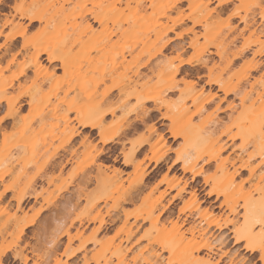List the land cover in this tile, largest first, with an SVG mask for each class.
<instances>
[{
  "label": "rangeland",
  "instance_id": "1",
  "mask_svg": "<svg viewBox=\"0 0 264 264\" xmlns=\"http://www.w3.org/2000/svg\"><path fill=\"white\" fill-rule=\"evenodd\" d=\"M174 1L0 0L3 264L259 259L235 239L232 225L242 214L240 191L256 181L249 167L257 165L258 156L239 167L253 149L252 143L241 148L239 128L248 130L264 119V55L256 56L263 66L248 77L254 87L242 100L250 89L245 81L239 95L206 81L235 82L251 52H264V34L252 32L264 29V5L232 0L219 11L217 0L173 6ZM17 3L37 22L30 25L27 16H18ZM163 10L167 16L159 17ZM89 11L103 14L112 31L98 52L96 36L79 28L81 13ZM93 26L101 30L98 23ZM242 45H249L246 55L226 66ZM43 49L57 59L35 58ZM181 60L189 74L172 76ZM140 96L149 97L145 105L156 109L145 113ZM99 105L112 112L100 128H82L78 120L92 117ZM99 131L112 140L103 143ZM219 145L225 149L207 163ZM185 159L194 163L192 171L182 166ZM221 162L224 171L217 168ZM256 173H264V164ZM213 238L220 249L210 255L207 243Z\"/></svg>",
  "mask_w": 264,
  "mask_h": 264
},
{
  "label": "bare ground",
  "instance_id": "2",
  "mask_svg": "<svg viewBox=\"0 0 264 264\" xmlns=\"http://www.w3.org/2000/svg\"><path fill=\"white\" fill-rule=\"evenodd\" d=\"M104 0H99V4L101 5L102 2ZM181 1V0H175L173 6H176V4ZM232 0H217L216 5L219 7V11L226 8L228 6V4L231 2ZM171 9V8H170ZM88 13V14H87ZM87 13H81L80 15V21H79V28L82 29V32H87L90 34H94L97 38L98 41V47L94 49V51L98 52L101 51L102 48L100 47L102 44L107 43L108 41L111 40V36H112V31H110V29L107 26V23L105 21V18L103 16V14L101 13H95L93 11H89ZM166 15V11L163 10L161 12L158 13V16H165ZM167 16V15H166ZM28 19V18H27ZM30 22V25L34 24L35 22H37L38 18L36 17L35 19H28ZM182 20L181 17H179L177 19L176 22H180ZM93 22L98 23L101 26V30L99 32H96L94 30V26H93ZM196 24H201V20H197L195 21ZM20 25H16V29H19ZM169 29H164V31H168ZM246 30V29H244ZM242 30L240 33L242 34V32L244 31ZM163 31V32H164ZM14 32V31H13ZM252 32H256L259 34H264V29H253ZM162 33H160L159 36H161ZM170 42H166V44L164 43L163 45V49L159 50L160 53H163V50L166 49V47L169 45ZM249 50V45H242L237 51H235L234 53H232L230 58H227V65L228 66L230 63H232L236 58H240L244 55H246V52H248ZM42 54H46L47 55V59L48 61H55L57 58L53 57L50 55V53L48 52V50L43 49L40 52H37L36 57L38 58L40 57ZM252 57L250 58V60L247 62L243 72L241 73V75L237 78V80L235 82H230V81H222L218 78H209L206 83L211 85H216L218 86V88L220 90H222L225 94H236L239 95L241 88L243 87V83L244 81L248 84L249 86V91L244 90V94L241 97V100L243 98L244 95H247L248 92H251L253 87H254V83L253 82H249L248 81V77L251 76L252 71H257L259 70L263 64L262 62H259L258 60H256V56H262L264 55V52L262 50H256L251 52ZM98 58H102V56L98 57ZM199 61V59H197ZM186 64V61L181 60L178 64H176L171 72L172 76L179 74L181 72H185L186 75L189 74L190 71H185L183 70V65ZM203 65L206 66V62H203ZM184 73V75H185ZM48 74L53 75V71H48ZM142 73L140 72V70H136L135 71V76L139 79L141 77ZM103 82L102 80H100V82H95L92 84L93 89H95L97 87V85L99 83ZM130 83L133 82V80L129 81ZM175 83V82H174ZM127 85H123L120 86L119 90H122L126 88ZM175 85L172 83H170L167 86V90L168 91H172L175 88ZM243 91V90H242ZM121 92V91H120ZM109 93V92H107ZM106 95L108 96L109 94ZM262 96H264V88H263V93L261 94ZM148 96V95H147ZM149 97H151L149 95ZM149 97H137V103L138 105L144 109L145 113L150 114L151 111H153L154 109H156V105H154L153 108H148L145 103L148 101H151V99ZM214 98L213 95H210V100L212 101ZM153 100H155L153 98ZM102 105H99L98 109L94 110V114L92 115V117H82L80 118L79 121V125L82 128H89V129H98L101 126V123L103 121L104 115L106 113L112 112V110L109 111L108 108H101ZM220 106L217 105L215 110H219ZM239 134L242 137V142H241V148L244 149L246 147V145L248 143H252L253 144V149L252 151H249L247 153V157L246 159H244L243 161H241V164L239 165L240 168H247L249 166V160L254 158L255 156L259 157V162L257 163L256 166H250L249 167V173L251 176H255L256 177V181L254 183V187H251V189H249L248 191H240V197L242 200L241 203V208L243 207V203L245 200L249 199L250 197H252L253 195L255 196H259L261 195V190L264 189V183H263V177H264V173H256L259 165L264 164V136L261 135V124H257L252 126L250 129H244L242 127L239 128ZM99 135H100V140L103 143H108L110 142L112 139L104 132V131H99ZM83 138H87V135L83 136ZM84 139V140H85ZM88 139V138H87ZM141 145V144H140ZM225 149V145H219L216 149V151L214 153H211L207 159V163L210 162L211 160H215L216 157H219L220 152L222 150ZM136 152V150H134L131 153V156L134 155V153ZM183 161V167L184 169L188 170V171H192L194 168V163L190 161H188L187 159L182 160ZM89 163V162H88ZM93 163V161H90V164ZM220 170L224 171L225 166L223 164V162L218 164V167ZM237 171V168L234 169V173ZM209 194V193H208ZM240 218L242 219V214L240 215ZM31 221H25L23 223V225L20 227L19 229V233H23L24 228L30 224ZM235 236H236V232H235ZM236 239V238H235ZM237 240V239H236ZM220 241L218 240V238H213L210 242L207 243V249L210 252H214L215 248L216 249H220V247H217L218 244L220 245ZM216 252V251H215ZM208 253V256L209 255ZM223 254H225V252L223 251L220 255L222 256ZM226 255V254H225Z\"/></svg>",
  "mask_w": 264,
  "mask_h": 264
},
{
  "label": "snow or ice",
  "instance_id": "3",
  "mask_svg": "<svg viewBox=\"0 0 264 264\" xmlns=\"http://www.w3.org/2000/svg\"><path fill=\"white\" fill-rule=\"evenodd\" d=\"M261 5H264V0H261ZM261 5H257V7ZM14 7L18 16H27L28 19L36 18L30 12H24L22 4L17 3ZM237 14L236 12L232 13V15ZM26 22L25 20L24 23ZM21 27H24V24H21ZM22 34L26 36L27 30L25 29ZM261 135L264 136V119H262L261 123ZM127 162L125 160V163ZM261 193L259 196L253 195L245 200L242 208L237 205L239 211L242 212V219L237 214L235 223L232 225L236 232L237 241L243 243L246 251L256 252L259 259L257 260L255 256L249 258L246 255H242L239 258H233L230 264H264V189L261 190ZM211 194L210 192L209 195ZM0 264H3V262H0ZM7 264H13V262L9 260ZM169 264H172V262L169 261ZM217 264H222V262H217Z\"/></svg>",
  "mask_w": 264,
  "mask_h": 264
}]
</instances>
